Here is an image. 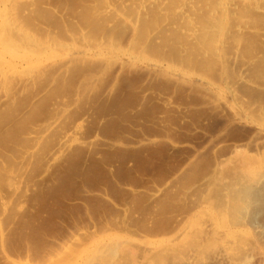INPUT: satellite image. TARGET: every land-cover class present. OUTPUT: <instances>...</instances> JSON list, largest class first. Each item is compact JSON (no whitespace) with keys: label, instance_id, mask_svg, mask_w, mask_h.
<instances>
[{"label":"rangeland","instance_id":"374dc122","mask_svg":"<svg viewBox=\"0 0 264 264\" xmlns=\"http://www.w3.org/2000/svg\"><path fill=\"white\" fill-rule=\"evenodd\" d=\"M0 1V264H110L248 188L264 225V0Z\"/></svg>","mask_w":264,"mask_h":264},{"label":"bare ground","instance_id":"6f19581e","mask_svg":"<svg viewBox=\"0 0 264 264\" xmlns=\"http://www.w3.org/2000/svg\"><path fill=\"white\" fill-rule=\"evenodd\" d=\"M2 2L3 3L1 4L2 5L4 4L6 6V2H4V0ZM7 9L5 11L6 15L5 14L2 15V21L9 28H13L16 26L15 25L16 22H14V20L12 19L11 16L12 14L11 15L9 14L11 12L7 14L8 11ZM224 10L226 11L227 9L225 8ZM16 28L17 27H15V29ZM17 29L15 32H17ZM23 31L21 29V33L23 35L24 34L26 35V33L25 32L23 33ZM62 45L64 46V44ZM63 49H65V46ZM86 50L84 49V52L81 53L84 58L85 57L102 58L100 51H95V49L88 51ZM121 50L117 52H121ZM77 51L75 52V54L76 53L79 54ZM126 54L124 53V55ZM68 57L73 58V56H68ZM33 63L36 64L34 61ZM27 66L29 65H26V68ZM149 68L158 70L163 67L157 65H149ZM4 71L6 70H3V75H5ZM28 71L29 68L27 69V72ZM8 72H6V74ZM5 80L7 79L4 78V82L3 80L0 81L6 83ZM201 83L205 85L212 92L216 91V93H218V90H220V89L217 90L214 85H209L204 81ZM226 86L228 85H225L224 87ZM229 88L227 87V89ZM224 89H222V91H224ZM230 89L229 91L231 92ZM229 91L227 92L228 94ZM222 93H224L225 96L226 93L225 92ZM230 95L231 93L229 94V96ZM263 119H264V115H263ZM256 130L257 133L260 135V137L262 136L264 140V128L257 127ZM245 177H247L248 179L247 183H249V185L251 186H258L264 184V165H261L260 167L256 168V170L249 171L248 173H246ZM228 188L230 190L234 189L236 191L239 188V184L238 186L236 184H232V186ZM257 200L258 197H256L255 194L251 193L249 188L244 189L240 193L235 195L233 202L230 201L225 203L227 207L224 209V211L222 210L221 213L218 211H214L212 213L213 214L212 219H207L203 221L201 227L197 229V232L194 233L190 230H188L187 232L182 231L179 235H175L172 239H169L168 241H160V242H153V241L150 242V240L147 239L128 240L127 243L130 244L123 245L121 251L119 252L118 259L110 264H264V225L262 224L259 225L253 222L243 223V221L242 222L237 221L239 220L237 219V216L243 215L244 213L251 211L254 206L256 207V204L258 202ZM259 200H261L260 202L263 203L264 205V198L261 199L260 197ZM198 208H200L199 210H201L204 209V206H198ZM89 264H103V263L97 260L90 262Z\"/></svg>","mask_w":264,"mask_h":264}]
</instances>
